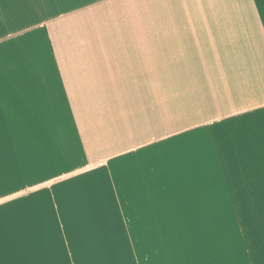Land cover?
Listing matches in <instances>:
<instances>
[{
	"label": "crops",
	"instance_id": "crops-1",
	"mask_svg": "<svg viewBox=\"0 0 264 264\" xmlns=\"http://www.w3.org/2000/svg\"><path fill=\"white\" fill-rule=\"evenodd\" d=\"M240 200L264 205V0H0V264H264Z\"/></svg>",
	"mask_w": 264,
	"mask_h": 264
},
{
	"label": "rangeland",
	"instance_id": "rangeland-1",
	"mask_svg": "<svg viewBox=\"0 0 264 264\" xmlns=\"http://www.w3.org/2000/svg\"><path fill=\"white\" fill-rule=\"evenodd\" d=\"M167 73H161L159 72L158 74H153V81H157V87H154L153 89H146L144 88L142 90V93L144 96H153V97H158L164 105H160V107L166 108V101L167 98L171 97V101H175L177 98H182V89L181 88H173L171 87L170 89L167 87V79H166ZM176 75V74H175ZM178 76V74H177ZM181 79V74L179 77H175V79ZM176 82V80H175ZM173 83V82H172ZM155 84V83H153ZM166 99V100H165ZM169 100V99H168ZM233 207L239 208V209H246V208H262L264 207L263 202H249V201H236L233 202ZM242 218H240L241 220ZM251 219H257V218H251ZM259 237H257V233L253 232L249 238L248 234L246 233H240V240H251L252 242L262 244L263 241L262 239V234H258Z\"/></svg>",
	"mask_w": 264,
	"mask_h": 264
}]
</instances>
